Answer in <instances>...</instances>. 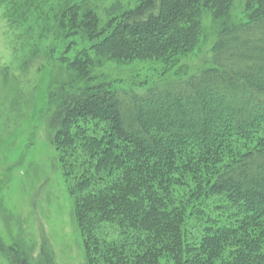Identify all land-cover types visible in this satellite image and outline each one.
Wrapping results in <instances>:
<instances>
[{"label": "trees", "instance_id": "obj_1", "mask_svg": "<svg viewBox=\"0 0 264 264\" xmlns=\"http://www.w3.org/2000/svg\"><path fill=\"white\" fill-rule=\"evenodd\" d=\"M243 1L248 18L217 32L212 67L144 91L62 90L52 101V142L86 264H264V132L253 138L264 131V0ZM231 2L141 0L89 49L111 59L189 51L202 10L222 17ZM80 58L67 68L92 63ZM92 122L104 124L101 135L87 132ZM252 139L218 169L234 144ZM188 170L204 174L199 194L223 198L242 218H213L200 236L183 232L186 218L171 206L169 186ZM108 224L116 235L104 231ZM14 246L0 244L4 257L30 264Z\"/></svg>", "mask_w": 264, "mask_h": 264}, {"label": "rangeland", "instance_id": "obj_2", "mask_svg": "<svg viewBox=\"0 0 264 264\" xmlns=\"http://www.w3.org/2000/svg\"><path fill=\"white\" fill-rule=\"evenodd\" d=\"M140 2L0 0V244L6 250L14 244L23 246L30 264H86L49 127L57 94L144 91L196 74L212 67V45L221 27L246 21L249 14L243 0H232L228 13L218 18L202 10L195 20L200 29L195 46L167 58L151 53L144 57L145 52L124 59L97 57L91 44L102 40L119 17ZM81 56L92 63L81 72L67 68V62ZM85 128L101 135L104 124L92 122ZM254 139L234 144L218 169L251 148ZM203 175L188 170L169 186L171 206L186 218L182 229L189 236L202 235L213 218L221 223L242 218L238 209L223 205V198L202 195L206 188L199 194L197 184ZM103 227L117 234L114 226ZM247 232L254 234L251 228ZM1 251L0 264H11Z\"/></svg>", "mask_w": 264, "mask_h": 264}]
</instances>
